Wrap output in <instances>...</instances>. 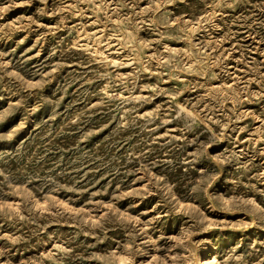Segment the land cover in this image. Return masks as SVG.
Instances as JSON below:
<instances>
[{
	"label": "rangeland",
	"instance_id": "rangeland-1",
	"mask_svg": "<svg viewBox=\"0 0 264 264\" xmlns=\"http://www.w3.org/2000/svg\"><path fill=\"white\" fill-rule=\"evenodd\" d=\"M264 264V0H0V264Z\"/></svg>",
	"mask_w": 264,
	"mask_h": 264
},
{
	"label": "bare ground",
	"instance_id": "bare-ground-1",
	"mask_svg": "<svg viewBox=\"0 0 264 264\" xmlns=\"http://www.w3.org/2000/svg\"><path fill=\"white\" fill-rule=\"evenodd\" d=\"M203 263H204V264H208L209 262H208V260H205Z\"/></svg>",
	"mask_w": 264,
	"mask_h": 264
}]
</instances>
